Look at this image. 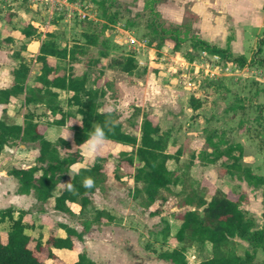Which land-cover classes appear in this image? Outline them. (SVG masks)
<instances>
[{
    "label": "rangeland",
    "instance_id": "rangeland-1",
    "mask_svg": "<svg viewBox=\"0 0 264 264\" xmlns=\"http://www.w3.org/2000/svg\"><path fill=\"white\" fill-rule=\"evenodd\" d=\"M68 1L50 7L39 0H0V86L10 85L11 70L20 61L29 68L27 84L35 82L39 46L45 34L52 33L59 47L74 50L73 60L54 59L58 65L77 76L87 73V87L93 85L94 75L102 72L96 82L105 90L100 102L116 108L118 121L125 131L139 135L130 122H139L146 113L161 132H167V151L179 150L178 161H168V166L174 168V174L179 177L178 183L162 189L163 201L156 200L148 210L140 204V197H134V190L141 183L133 181L134 165L124 160L134 156L131 147L106 142L98 155L112 153L114 157L103 166L107 176L91 195L88 208L113 213L116 221L93 224L84 235L94 263L172 264L160 259L158 254L179 246L174 234L183 212L194 209L190 193L198 190L200 183L207 188V200L218 186L229 198L238 201L256 228H264L261 188L234 176L219 175L217 168L226 161L224 157L214 163H205L204 158L205 151L211 150L207 148L205 137L211 133L215 140L222 139L221 148L239 143L243 164L249 165L256 174L264 175V21L258 27L235 25L231 12L241 0H106L105 15L101 0ZM146 2L166 21L190 25L191 33L211 44L224 46L227 37L231 41L236 35L233 55L243 52L245 66L221 59L212 66V55L202 56V52L193 51L188 41L177 51L171 43L157 48L158 39L147 26L151 15ZM28 23L37 32L23 37L20 31ZM242 30L245 33L241 34ZM85 35H96L97 43L87 45ZM78 47H82L85 54H79ZM102 52L106 55L102 56ZM126 56H132L136 64L131 73L108 65L112 59ZM190 96L201 101L197 110L189 107ZM67 98L66 92L59 91L60 108L74 112L76 106L70 105ZM135 106L139 107V116L131 117ZM27 110L33 111L35 120L41 122L40 128L47 139L55 140L65 134L68 127L49 125L58 115L44 114L42 104L24 106L23 96L12 100L6 111H0V118L8 123L20 122ZM35 147L36 144L16 142L1 151V208L10 206V201L17 204L16 200L8 201L15 192L16 182L7 175V170L12 166L32 165ZM120 151L126 153L119 154ZM81 152L87 161L89 154L83 146ZM72 173L70 170L67 178ZM152 211L157 213L152 215ZM51 212L53 217L77 230L82 229V221L88 217L79 213L77 206H73L69 214ZM8 225L6 222L0 230H6ZM166 227L169 235L163 238ZM234 240L237 254L250 249L246 241L237 237ZM210 255L209 243H194L185 252L187 264H198ZM255 262L264 264L263 251H257Z\"/></svg>",
    "mask_w": 264,
    "mask_h": 264
},
{
    "label": "trees",
    "instance_id": "trees-1",
    "mask_svg": "<svg viewBox=\"0 0 264 264\" xmlns=\"http://www.w3.org/2000/svg\"><path fill=\"white\" fill-rule=\"evenodd\" d=\"M100 4L103 6L105 15L108 8L105 5L106 0H101ZM145 5L150 8L151 20L147 26L152 35L158 39L157 48H161L165 43H171L173 50L177 51L181 44L188 41L193 51L217 55L223 61H234L240 67L245 66L244 55L232 54L230 37H227L224 46L211 44L206 39L191 33L190 25L168 22L153 8L152 4L146 2ZM108 20L113 21L111 17H108ZM36 32V28L28 23L21 29L20 34L23 37H31ZM85 38L87 45L97 43L96 35H85ZM78 48L79 54H85L86 51L82 47ZM101 55L105 56L106 53L102 52ZM54 59L73 60L74 50L65 46L59 47L53 34L46 33L36 55L39 69L35 82L27 84L29 68L25 62L20 61L11 70V85L0 88V111H5L14 98L23 96L24 106L42 104L44 114L58 115L52 118L49 125L69 127L70 138L62 139L63 136L59 135L55 140L47 139L40 128L41 122L35 120L33 111L27 110L22 116V124L8 123L0 118V153L5 146L16 142L36 144L32 165L12 166L7 170V174L17 181L16 192L19 194L32 192L35 198L32 210L35 207L42 210L43 204L53 199V208L56 211L69 214L72 213L71 208L77 206L79 213L89 218L82 221L80 231L66 223L52 220L49 235L45 242H42L40 233L37 237H33L26 231L34 228L32 220L26 218L29 217L31 208L15 210L12 206H8L0 209V221L6 219L9 224L5 232L0 235V264H51L47 259H57L53 248L76 250L77 259L71 264H95L84 248L83 237L93 224L116 221V217L108 211L96 207L91 210L88 208L91 195L107 176L103 173V166L114 157L113 154L98 155L95 158L90 156L82 164L81 147L89 135L91 125L105 120L103 113L108 104L100 102L105 95V90L96 85L102 72L94 75L93 85L87 87V73L74 75L65 67L58 65L56 61H53ZM189 60H192V57H189ZM108 65L126 73H131L136 67L132 56L114 58ZM59 91L68 94L67 102L76 106L74 112L61 110ZM188 103L192 110H197L201 106V101L193 96L189 97ZM138 112L139 107L135 106L131 117H138ZM81 116L83 117L82 127L81 123L77 122ZM113 118L116 126L108 132L107 143L113 146L120 144L131 147L134 156L124 160L130 166L134 165L131 174L133 181L141 183V186L134 190V197H140V204L149 210L156 200L163 201L160 195L162 189H166L170 184L178 183L179 177L174 174L175 169L168 166V161L177 162L179 150L176 153L167 151V132H161L159 125L146 113L141 115L139 122L137 120L130 122L138 129L139 135L129 133L122 128L116 108ZM213 137L211 133L205 137L207 148L211 149L204 153L205 163H214L224 157L226 161L220 163L217 168L219 175L234 176L248 185L261 188L262 216L264 217V175L256 174L249 165L243 164L242 147L239 143H231L221 148L222 139L215 140ZM124 153L126 152H119V154ZM70 170L73 173L70 178H67ZM86 176H91L95 180V186L91 189L82 187L83 178ZM117 178L120 177L117 176ZM68 180L74 186L72 191L60 185ZM57 187V194H54ZM206 192L207 188L201 183L198 190L191 191L194 209L183 212L180 225L174 234V239L179 246L159 252L158 257L172 264H187L185 252L189 246L194 243H209L211 255L198 264H256L257 251L264 252V228H256L253 219L239 207L238 201L229 198L218 186L214 188L208 200L205 198ZM16 211L17 215L14 217L13 214ZM156 213L157 211L150 212L152 215ZM56 227L62 228L65 236H56ZM168 232L166 227L163 238L169 235ZM236 237L246 241L250 247L242 255L234 250Z\"/></svg>",
    "mask_w": 264,
    "mask_h": 264
},
{
    "label": "crops",
    "instance_id": "crops-1",
    "mask_svg": "<svg viewBox=\"0 0 264 264\" xmlns=\"http://www.w3.org/2000/svg\"><path fill=\"white\" fill-rule=\"evenodd\" d=\"M240 4L236 7L235 11L231 12L233 14L232 19L234 21V24L235 25L236 24L241 25V23H242V24H244V26L246 24V26H245L246 28H247V25H253L256 27L260 26V24H262V22L264 21V0H241ZM261 15H263V16H261ZM239 19L242 22H240ZM242 33H245L244 30L241 31V34ZM236 42H237V36L234 35V38H232L230 41V50H231L232 54H234L236 51L234 48ZM238 54L244 55L243 52L238 53ZM11 83H12V80H11ZM11 83H10V85H11ZM10 85H8V86H10ZM8 86H5V87H8ZM0 88H4V86H0ZM1 112H4V111H1ZM22 122H23V119L20 122L16 121L14 123L22 124ZM82 155H83V153H82ZM89 157L90 156L88 155V158ZM85 162H86V159H85V156L83 155L82 164ZM22 167H25V166H22ZM15 182H16L15 183V185H16L15 192L11 193L12 195L9 196L8 201H10V199H13V200L17 201V204L14 203L13 201H10L8 203H11L10 206H12L15 210H19V209L27 210L30 208L32 210V206L35 203V198L33 197L32 192L27 193V194L17 193L16 192L17 181L15 180ZM54 194H57V192ZM1 207H3V206H1ZM1 207H0V209H2ZM39 209L40 208L33 209L31 211L30 215H28L29 217H26L27 219L30 218L34 224V228L27 229L26 231H27V233L31 234L33 237H37L38 234L40 233L42 235V238H41L42 242H45V240L47 239V237L49 235V229L52 227V223H53L52 220L63 222V223H66V222L63 220L56 219L55 217L52 216L51 211L60 212V211H56L53 208V199H50L45 204H43L42 210H39ZM71 210H73V207L71 208ZM61 213L64 214V212H61ZM111 214H113V213H111ZM13 215H14V217H16L17 211L14 212ZM52 217L54 219H52ZM6 222H8V221H6V219L3 221H0V228H2V226H4L6 224ZM69 226H71V225H69ZM78 231H80V230H78ZM4 232H5V230L1 229L0 235H2ZM55 235L63 237V236H65V232L62 228L56 227L55 228ZM83 245H84V248H85L88 256L90 258H92V256L90 255V249H89L88 245L85 243L84 237H83ZM53 252L56 254L57 259L56 260L47 259V261L51 264H71L77 259V251L76 250H69V249H65V248H61V249L53 248Z\"/></svg>",
    "mask_w": 264,
    "mask_h": 264
},
{
    "label": "clouds",
    "instance_id": "clouds-1",
    "mask_svg": "<svg viewBox=\"0 0 264 264\" xmlns=\"http://www.w3.org/2000/svg\"><path fill=\"white\" fill-rule=\"evenodd\" d=\"M115 111L114 106L108 105L103 113L105 120L100 123H93L91 125V130L87 139L82 143L84 151L87 152L91 157L95 158L100 153L101 149L105 146L108 139V132L111 131L115 126V120L113 118V113ZM83 117H80V120L77 122L82 124ZM73 123V122H72ZM71 123V124H72ZM71 133L69 132V127L66 129L65 134L62 139H69ZM76 146V145H74ZM69 151V150H68ZM66 187L67 190L72 191L74 186L68 180L67 182L61 183ZM95 186V180L91 176H86L83 178L82 187L85 189H91Z\"/></svg>",
    "mask_w": 264,
    "mask_h": 264
},
{
    "label": "built area",
    "instance_id": "built-area-1",
    "mask_svg": "<svg viewBox=\"0 0 264 264\" xmlns=\"http://www.w3.org/2000/svg\"><path fill=\"white\" fill-rule=\"evenodd\" d=\"M39 1H41V2H43V3H46V4H48V5H50V7H54L55 6V4L56 3H60V2H63V3H66V2H69L68 0H39ZM207 55V53H205V52H202V56H206ZM219 56H217V55H212V58H211V60H212V63H211V65L212 66H216L217 64H218V62H219Z\"/></svg>",
    "mask_w": 264,
    "mask_h": 264
}]
</instances>
